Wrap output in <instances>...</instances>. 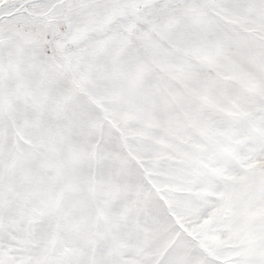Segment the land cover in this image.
<instances>
[{
	"label": "snow or ice",
	"instance_id": "6c2138e0",
	"mask_svg": "<svg viewBox=\"0 0 264 264\" xmlns=\"http://www.w3.org/2000/svg\"><path fill=\"white\" fill-rule=\"evenodd\" d=\"M0 264H264V0H0Z\"/></svg>",
	"mask_w": 264,
	"mask_h": 264
}]
</instances>
